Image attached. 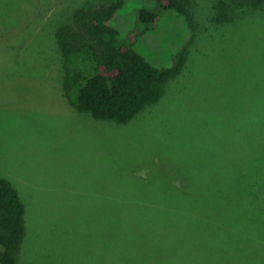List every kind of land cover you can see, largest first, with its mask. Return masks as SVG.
<instances>
[{"label": "rangeland", "instance_id": "1", "mask_svg": "<svg viewBox=\"0 0 264 264\" xmlns=\"http://www.w3.org/2000/svg\"><path fill=\"white\" fill-rule=\"evenodd\" d=\"M95 1L0 0V176L27 205L20 264H130L125 258L142 234L134 218L146 221L136 208L182 202L179 190L207 204L217 185L256 184L264 196L263 149L253 173L237 157L241 140L264 138V10L222 21L213 0H200L183 73L157 104L121 125L80 111L64 90L55 30ZM142 9L157 10V1L131 0L110 21L122 40L143 28ZM188 35L183 19L164 11L135 48L169 65ZM216 147L224 151L221 176L211 174ZM230 151L237 172L228 169Z\"/></svg>", "mask_w": 264, "mask_h": 264}, {"label": "trees", "instance_id": "2", "mask_svg": "<svg viewBox=\"0 0 264 264\" xmlns=\"http://www.w3.org/2000/svg\"><path fill=\"white\" fill-rule=\"evenodd\" d=\"M129 1L85 3L55 30L66 70L67 98L96 120L121 125L163 98L169 82L183 73L198 38L196 5L200 0H156L157 10L139 12L143 28L122 40L119 29L110 21ZM213 5L221 13L220 20L232 22L242 20L250 11L264 10V0H213ZM164 11L183 19L189 35L173 62L158 66L135 47L140 37L160 22ZM239 143L243 154L237 157L245 170L253 173L260 149L264 152V138ZM214 150L211 174L221 176L225 172L224 151L218 147ZM232 154L230 151L227 158L228 169L233 167L230 171L237 172L238 158ZM256 167L259 170V164ZM248 184H255L254 177L248 178ZM254 186L217 185L211 201L200 205L188 200L190 193L179 190L175 195H185L182 202L136 208L146 221L140 223L134 218V231L142 226V234L134 237L132 255L127 254L125 259L130 264H264V196L257 195ZM248 189L252 193L246 197ZM228 197L232 199L229 202L225 200ZM256 200L261 204L250 217ZM27 222V205L19 189L0 176V264H20L28 237ZM251 226H255V233L248 232Z\"/></svg>", "mask_w": 264, "mask_h": 264}]
</instances>
